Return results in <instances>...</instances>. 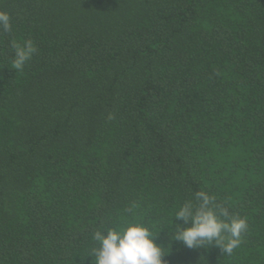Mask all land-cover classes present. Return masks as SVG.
<instances>
[{"label":"trees","instance_id":"1","mask_svg":"<svg viewBox=\"0 0 264 264\" xmlns=\"http://www.w3.org/2000/svg\"><path fill=\"white\" fill-rule=\"evenodd\" d=\"M0 9V264H94L93 233L131 220L167 264H264V0ZM200 190L247 221L231 255L171 238Z\"/></svg>","mask_w":264,"mask_h":264},{"label":"clouds","instance_id":"2","mask_svg":"<svg viewBox=\"0 0 264 264\" xmlns=\"http://www.w3.org/2000/svg\"><path fill=\"white\" fill-rule=\"evenodd\" d=\"M0 30L12 31L11 17L3 9H0ZM13 48L15 70L22 69L37 50L30 39L14 42ZM173 220L172 240L187 248L215 244L227 255L240 246L248 228L245 218L230 217L227 208L216 204L215 195L204 190L196 191L180 204ZM157 237L145 223L131 220L127 226L96 230L92 239L98 246L91 249L90 255L94 257V264H167L164 259L167 253Z\"/></svg>","mask_w":264,"mask_h":264}]
</instances>
